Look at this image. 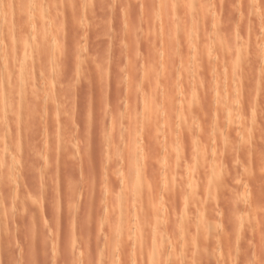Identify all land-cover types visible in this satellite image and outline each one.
I'll use <instances>...</instances> for the list:
<instances>
[{
  "label": "rangeland",
  "instance_id": "obj_1",
  "mask_svg": "<svg viewBox=\"0 0 264 264\" xmlns=\"http://www.w3.org/2000/svg\"><path fill=\"white\" fill-rule=\"evenodd\" d=\"M197 6L208 62L185 67ZM197 6L0 0V264H264V0ZM189 177L199 207L171 195ZM133 179L159 205L120 222L101 207L131 204Z\"/></svg>",
  "mask_w": 264,
  "mask_h": 264
},
{
  "label": "bare ground",
  "instance_id": "obj_2",
  "mask_svg": "<svg viewBox=\"0 0 264 264\" xmlns=\"http://www.w3.org/2000/svg\"><path fill=\"white\" fill-rule=\"evenodd\" d=\"M186 2V1H185ZM193 2L196 4V6L197 5H201V2H202V0H193ZM256 3V2H255ZM45 4V3H44ZM262 5V4H261ZM197 9H199V10H197ZM158 10V9H157ZM195 10H197V13L195 14ZM194 10V12H193V14L195 15V17H197L196 19L198 20L197 21V23L199 22V21H201L202 20V17H203V11H202V8L200 7V6H197L196 7V9ZM144 11V10H143ZM184 11H185V9H184ZM183 11V12H184ZM186 13V12H185ZM191 13V12H190ZM189 14V13H188ZM184 15V14H183ZM190 15H192V13L191 14H189V16ZM194 15H192V16H190V17H194ZM243 15V14H242ZM189 17V18H190ZM218 17V16H217ZM249 17V16H248ZM256 17V16H255ZM1 18V17H0ZM198 18H201V19H198ZM193 19V18H192ZM196 19L194 20V21H196ZM191 20V19H190ZM256 20V19H255ZM193 20H191L190 22H191V25H190V23L188 24V26L187 27H182L183 29H181L182 31H181V34H183V36H181L184 40H189L188 38H190V37H193L194 39L193 40H191V41H193V44H192V48H188L186 51L184 50V52L182 53V55L185 57V58H183L182 56H180V58L181 59H184V63H182L181 61H180V63L183 65H186L187 64V62H189V64H187V65H189V66H191L190 65V58L192 57V59H193V61H196L195 60V58L196 59H198L197 57L200 55V57H204V58H206V59H204V60H207V62H208V58L206 57V54L208 55V53L206 52L207 50H208V47L207 46H205V44L203 43V41L204 40H202V43H200V41H198V36H200L199 35V33H201V28H203V24H202V21L197 25V24H194L195 22H192ZM205 21V20H204ZM204 21H203V23H204ZM264 22V21H263ZM200 24H201V26L202 27H199L198 29H197V26H200ZM204 24H206V22L204 23ZM216 24V23H215ZM190 25V26H189ZM225 25V24H224ZM206 26V25H205ZM260 26V25H259ZM258 26V27H259ZM2 27V26H1ZM206 28V27H205ZM215 28V27H214ZM247 28V27H246ZM200 29V30H199ZM216 29H218V28H216ZM234 29V28H233ZM198 30L200 31L199 33H198ZM204 29H202V33L204 32L203 31ZM246 30V29H245ZM214 31V30H213ZM219 31L220 30H218V31H214V35H216V33L215 32H217L218 34H219ZM251 31V30H250ZM175 32V31H174ZM231 32V31H230ZM210 33V32H209ZM220 33H221V31H220ZM226 34V33H225ZM225 34H223L224 36H225ZM228 35V34H227ZM233 35V34H232ZM179 36V37H180ZM201 36H203V35H201ZM200 36V37H201ZM217 36V35H216ZM215 36V37H216ZM221 36V37H220ZM220 36H217V37H220L219 39H220V41H218L216 44L218 45V44H220V47L218 48V46H216L218 49H220L224 44H222L221 43V39H223L224 37L222 36V34H220ZM247 36V35H246ZM214 38V37H213ZM230 38H232V37H230ZM201 39V38H200ZM212 39V38H211ZM211 39H209V40H211ZM225 39V38H224ZM217 41V39H213V41ZM166 41V40H165ZM212 41V40H211ZM214 41V42H215ZM233 40L231 39V42H232ZM236 41V40H235ZM188 42V41H187ZM214 42H212V44L214 45L215 43ZM246 42V41H245ZM145 43V42H144ZM148 43V42H147ZM164 43H166V42H164ZM171 43H173V41L171 42ZM208 43V42H207ZM241 43V42H240ZM156 44V43H155ZM184 44H185V42H184ZM215 44V45H216ZM236 44V43H235ZM246 44V43H245ZM19 45V44H18ZM222 45V46H221ZM163 47H165V48H163L164 50H165V52L167 51V48H168V46L169 47H171V44H168V46L166 45V44H163L162 45ZM167 46V47H166ZM174 46V45H173ZM173 46H172V48H173ZM13 47V46H12ZM19 47H21V45L19 46ZM175 47H176V45L174 46V48L173 49H175ZM190 47V46H189ZM235 47V46H234ZM153 48V47H152ZM239 48H240V46H239ZM247 48V47H246ZM15 49H16V47H15ZM157 49V48H156ZM171 49V48H170ZM182 49V48H181ZM20 50H21V53H22V58L25 56V49L24 48H20ZM158 50V49H157ZM15 51V50H14ZM161 51H163V50H161ZM174 51V50H173ZM240 51V50H239ZM200 52H202L201 54H198V53H200ZM264 52V51H263ZM13 53V52H12ZM185 53V54H184ZM211 53V52H210ZM213 53V52H212ZM220 53V52H219ZM160 54H161V52H160ZM204 54V55H203ZM218 54V53H217ZM181 55V54H180ZM195 55H197V57H195ZM212 55V54H211ZM216 55V54H215ZM146 56V55H145ZM165 58V57H164ZM210 59H211V57H209ZM24 60V59H23ZM148 60V59H147ZM202 61H203V59H201ZM127 61H128V59H127ZM167 61V60H166ZM178 61V60H177ZM185 61H186V63H185ZM24 62V61H23ZM26 63V62H25ZM178 63V62H177ZM218 64V63H217ZM216 64V65H217ZM147 65V64H146ZM187 65L185 66V67H187ZM195 65H197V64H195L194 63V66ZM188 66V67H189ZM201 66V65H200ZM184 67V68H185ZM192 67V66H191ZM218 67V66H217ZM181 68H182V66H181ZM194 68H196V67H194ZM8 69V68H7ZM198 66H197V68H196V73L195 74H198ZM194 71V72H195ZM193 73V72H192ZM217 73V72H216ZM210 74V73H209ZM197 76V75H196ZM222 76V75H221ZM149 77V76H148ZM9 78V77H8ZM13 79V78H12ZM146 79V78H145ZM196 79V78H195ZM198 82H199V80H198ZM197 82V83H198ZM233 82V81H232ZM8 84H9V82H8ZM10 85V84H9ZM180 85V84H179ZM194 86H196V85H194ZM199 86V85H198ZM1 87V86H0ZM192 87V86H191ZM218 87V86H217ZM10 88H12V87H10ZM9 88V89H10ZM193 88V87H192ZM196 87H194L193 88V90L195 89ZM200 88V87H199ZM214 88H216L215 86H214ZM218 89V88H217ZM176 90V89H175ZM196 90H197V88H196ZM196 90L194 91V93H195V95H194V97L196 96ZM191 91H192V89H191ZM18 92V91H17ZM198 92V91H197ZM11 93V92H10ZM193 93V94H194ZM177 94V93H176ZM179 95H180V93H179ZM198 95V94H197ZM12 96V95H11ZM229 96H231V95H229ZM197 97V96H196ZM182 98V97H181ZM19 100V99H18ZM25 100V99H24ZM194 100V99H193ZM26 101V100H25ZM24 101V102H25ZM9 102V101H8ZM19 103H18V106H17V108L15 107V110L13 111V110H11V114H12V112L13 113H17V114H19L20 113V115H21V104L20 103H22L21 101H18ZM149 102V101H148ZM14 103H16L13 99H10V106H12ZM195 103V102H194ZM2 104H5V103H2ZM23 104V103H22ZM24 104H26V103H24ZM191 104V103H190ZM5 106V105H4ZM16 106V105H15ZM21 107V108H20ZM26 107V106H25ZM5 108V107H4ZM19 109V110H18ZM3 110V109H2ZM189 111V110H188ZM186 113V112H185ZM190 113V112H189ZM10 114V113H9ZM23 114V113H22ZM148 114V113H147ZM195 115V114H194ZM17 116V115H16ZM151 117V116H150ZM195 117V116H194ZM14 118V117H13ZM73 118V117H72ZM3 120V119H2ZM191 120H193V118H191ZM216 120V119H215ZM116 121V120H115ZM154 121V120H153ZM4 122V121H3ZM122 122H123V120H122ZM148 123H149V121H147ZM19 123V122H18ZM121 119L117 122L116 121V123H115V125H114V127L112 128L113 130L112 131H116V130H118V128H120L121 127ZM189 124V123H188ZM7 126V125H6ZM189 126V125H188ZM8 127H10L9 125H8ZM1 130V132H2V134L3 133H5L6 134V132H5V129H0ZM3 130H4V132H3ZM7 130V129H6ZM8 131V130H7ZM10 132V131H9ZM29 132V131H28ZM107 132V131H106ZM22 133V132H21ZM1 134V133H0ZM112 135H113V132H112ZM4 136V135H3ZM57 136V135H56ZM61 136V135H60ZM4 138V137H3ZM22 138V137H21ZM20 138V139H21ZM53 139H55V141L53 142L52 141V143L50 144L51 146H50V151H48L49 152V154L50 155H59V154H61L63 151H65V144H64V142H62V140L60 141V139H59V137L57 138H53ZM59 139V140H58ZM107 140H109V138H107L106 139V141ZM19 141V140H18ZM1 144V143H0ZM105 144V143H104ZM105 146V145H104ZM197 148V147H196ZM113 149V148H112ZM112 149H111V151H112ZM3 151V150H2ZM183 151V150H182ZM190 151V150H189ZM48 152H47V154H48ZM20 153V152H19ZM127 153V152H126ZM195 153V152H194ZM63 154V153H62ZM191 154V153H190ZM120 155V154H119ZM196 155V154H195ZM198 155V154H197ZM190 156V155H189ZM115 157V156H114ZM130 157V156H129ZM6 158V157H5ZM192 159V158H191ZM141 162V161H140ZM192 162V161H191ZM114 163V162H113ZM56 164V163H55ZM131 165V164H130ZM133 166V165H132ZM131 166V167H132ZM135 166H136V163H135ZM186 166V165H185ZM131 167L129 168L130 170H131ZM4 169V168H3ZM10 169V168H9ZM43 169V168H42ZM41 169V170H42ZM132 169H134V168H132ZM0 171H1V168H0ZM15 171V170H14ZM40 171V170H39ZM135 171V170H134ZM132 172V171H131ZM3 173V172H2ZM187 173V172H186ZM122 174V173H121ZM139 174V173H138ZM137 174V175H138ZM2 175V174H1ZM41 175V174H40ZM111 175V174H110ZM194 175V174H193ZM136 176V175H135ZM134 176V177H135ZM139 176V175H138ZM1 177V176H0ZM137 177V176H136ZM187 177V176H186ZM206 177V176H205ZM13 178V177H12ZM18 178V177H17ZM190 178V177H189ZM191 180H187L188 181V183L186 184L185 183V185H184V182H182L183 183V186H182V183H181V185L179 186L178 185V183H177V186H179V188H177V189H175L177 186L175 185V184H173V186H174V189H172V190H174L173 191V194H172V192H171V195H173V198H175L176 199V197H180V196H183V194H185V192H186V198H187V196H189V198H187V199H190V201L189 200H186L185 202H182L183 204H188V203H191L194 207L196 206V204H198V202L200 201L199 199V187H200V182H198L197 180H199L198 178H194V179H192V177L190 178ZM174 180V179H173ZM11 181V180H10ZM140 181V180H139ZM125 182V181H124ZM3 183V182H2ZM133 186L135 185V184H137L135 187H131V188H129L128 187V184L127 185H125V183L123 184V186H122V188L119 190L120 192L121 191H123V192H121L122 194H126V196L127 197H130L131 198V200H132V203L131 204H129V205H127L126 207H120L121 205L119 204V207H117L118 206V204H116V205H114V203H113V200H111L110 198H108V199H110V201H108L107 200V197H106V200L104 199V201H106V202H104V205H105V207L106 208H104L102 205V209H111V210H114L115 212H114V214L112 215L111 213V215H112V217H114V215L115 214H117V215H115L116 217L115 218H117V219H119V221H120V219H122V221H124L126 218H131V217H133V215L134 214H136L137 213V209H138V207H140V204H141V202L142 201H144V203H145V213H146V215L148 216V217H150V218H152L153 217V215H154V213H155V210H156V208H157V204H158V199L156 200V199H154V198H151L150 197V188L152 187L148 182H143L144 184H143V188H144V190L147 192V194L145 195V200H144V198H142L141 200H140V196H141V194H140V191H141V184L142 183H140V184H138V180H134L133 179ZM173 183H175V182H173ZM199 183V184H198ZM66 184V183H65ZM114 184V183H113ZM57 185V184H56ZM100 185V184H99ZM122 185V184H121ZM8 186V185H7ZM138 186V187H137ZM139 186H140V188H139ZM172 186V187H173ZM176 186V187H175ZM182 186V187H181ZM52 188V187H51ZM105 188V187H104ZM108 188V187H107ZM114 188V187H113ZM112 188V189H113ZM163 188V187H162ZM68 189V188H67ZM156 189V188H155ZM108 191H111V189L109 190L108 189ZM113 191V190H112ZM13 192H14V189H13ZM115 192H116V190H115ZM184 192V193H183ZM112 193V192H111ZM167 193H169V192H167ZM206 193V192H205ZM105 194H107L106 192H105ZM88 196H90V194L88 195ZM110 196V195H109ZM112 196V195H111ZM120 196V195H119ZM118 196V197H119ZM143 196V195H142ZM175 196V197H174ZM102 197V196H101ZM122 197V196H121ZM127 197L125 198V199H127ZM165 197V196H164ZM186 198H184V199H186ZM160 199V198H159ZM182 199V198H181ZM202 199V198H201ZM63 200V199H62ZM119 200V199H118ZM130 200V199H129ZM163 200V199H162ZM112 201V202H111ZM121 201V200H120ZM119 201V202H120ZM128 201V200H127ZM183 201V200H182ZM89 202V201H88ZM173 202V201H172ZM179 202V201H178ZM186 202H188V203H186ZM143 203V202H142ZM161 203V202H160ZM200 203V202H199ZM52 204V203H51ZM69 204H71V203H69ZM102 204H103V202H102ZM121 204H122V202H121ZM163 204V203H162ZM172 204V203H171ZM183 204H181V205H183ZM190 204V205H191ZM201 204V203H200ZM1 205V204H0ZM14 205V204H13ZM139 205V206H138ZM159 205V204H158ZM185 205H183V206H185ZM189 205V204H188ZM39 206V205H38ZM142 206V205H141ZM198 207H199V204L197 205ZM143 207V206H142ZM190 207V206H189ZM193 207V208H194ZM45 208V207H44ZM52 208V207H51ZM87 208V207H86ZM141 208V207H140ZM140 208H139V211H140ZM39 209V208H38ZM56 209V208H55ZM94 209H96V208H94ZM16 210V209H15ZM47 211V210H46ZM106 211V210H105ZM135 211H136V213H135ZM144 211V210H143ZM93 212V211H92ZM142 212V211H141ZM143 213V212H142ZM110 214L108 215V213H106L105 215H104V217H106V219H108L107 218V216L109 217L110 216ZM138 214V213H137ZM156 214V213H155ZM16 215V214H15ZM142 215V214H141ZM140 215V216H141ZM138 216V215H137ZM133 217V218H136V219H138L139 218V216L138 217ZM34 217V216H33ZM69 217V216H68ZM82 217V216H81ZM142 217V216H141ZM140 217V218H141ZM147 217V218H148ZM154 217H155V215H154ZM115 218H112L113 220H117V219H115ZM139 218V219H140ZM144 218H146V217H144ZM84 219V218H83ZM153 219V218H152ZM35 220V219H34ZM95 220V219H94ZM111 220V219H110ZM39 221V220H38ZM83 221V220H82ZM142 221H144L143 219H142ZM106 222V221H105ZM121 222V221H120ZM106 223H108V222H106ZM118 223V222H117ZM138 223V222H137ZM96 224V223H95ZM8 225V224H7ZM97 225V224H96ZM119 225V224H118ZM118 225H116V226H118ZM87 227H88V225H87ZM135 228H136V226H134ZM108 228V227H107ZM41 229V228H40ZM31 230V229H30ZM119 230V229H118ZM115 231H116V229H115ZM121 231V230H120ZM118 231V233H119V235L120 236H122V235H125V234H127L128 235V231L127 232H124V231ZM2 232V231H1ZM30 232V231H29ZM42 232V231H41ZM50 232V231H49ZM110 233V232H109ZM118 233H115V232H113V234H112V232L110 233L111 234V236L110 237H113V239L114 238H116V237H118ZM135 233H136V231H135ZM140 233V232H139ZM41 234V233H40ZM102 234V233H101ZM107 234V233H106ZM138 234V232L135 234V235H137ZM86 235H88V234H86ZM131 235V234H130ZM108 236V235H107ZM156 236V235H155ZM154 236V237H155ZM53 237V236H52ZM141 237V236H140ZM140 237H138L139 239H140ZM146 237V236H145ZM51 238V237H50ZM95 238V237H94ZM107 238V237H106ZM125 238H126V236H125ZM146 239H147V237H146ZM117 241V240H116ZM147 241V240H146ZM151 243V242H150ZM146 256H148V257H146ZM145 257H146V259H148V260H146L147 262H148V264H150V262H149V259H150V256L147 254H145ZM144 257V258H145ZM156 258H159V256H155ZM109 258V257H108ZM139 258V257H138ZM139 259H141V258H139ZM144 260V259H143ZM141 261V260H140ZM110 262V261H109ZM137 261H135L134 263H136ZM139 262V261H138ZM137 262V263H138ZM104 263V262H103ZM114 264V263H113Z\"/></svg>",
  "mask_w": 264,
  "mask_h": 264
}]
</instances>
